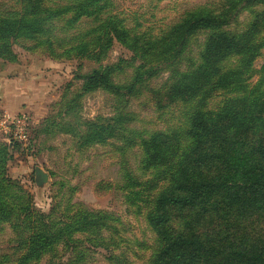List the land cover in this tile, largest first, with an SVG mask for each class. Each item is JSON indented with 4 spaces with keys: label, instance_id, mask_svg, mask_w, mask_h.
Segmentation results:
<instances>
[{
    "label": "trees",
    "instance_id": "1",
    "mask_svg": "<svg viewBox=\"0 0 264 264\" xmlns=\"http://www.w3.org/2000/svg\"><path fill=\"white\" fill-rule=\"evenodd\" d=\"M108 2L19 0V9L0 14V60L11 59L13 45L26 41L44 48L50 59L100 64L82 77L78 96L108 93L116 100L113 115L65 130L80 150L107 141L117 145L123 175L114 189L153 234L145 264H264V64L255 83L250 77L264 50V7L252 10L259 0H227L217 10L189 12L168 33L150 38L109 15ZM247 10L252 18L239 29V15ZM84 21L94 25L67 34ZM114 42L133 55L126 82L114 79L120 67L102 65ZM163 71L168 78L150 90L152 100L159 111L180 109V118L166 132L146 134L135 127L138 115L130 103ZM217 96L222 100L210 108ZM75 106L71 101L65 109ZM57 126L49 118L41 134ZM9 149L0 143V230H11L13 252L0 264H85L88 250L79 237L94 248L126 242L120 219L72 202L75 189L64 206L39 211L32 194L8 175ZM136 151L133 168L129 157ZM61 247L69 254L65 263L59 261Z\"/></svg>",
    "mask_w": 264,
    "mask_h": 264
},
{
    "label": "rangeland",
    "instance_id": "2",
    "mask_svg": "<svg viewBox=\"0 0 264 264\" xmlns=\"http://www.w3.org/2000/svg\"><path fill=\"white\" fill-rule=\"evenodd\" d=\"M48 5L65 3L68 0H47ZM227 0H109L106 12L116 15L125 27L150 38L162 37L186 14L198 9L217 10ZM264 7V0H259ZM263 5V6H262ZM19 9V0H0V14ZM251 11H241L239 29H244L252 18ZM91 21L79 22L67 30V34L91 29ZM97 25V23H96ZM95 25V26H96ZM66 29L63 32L66 33ZM58 35L62 36L61 32ZM204 34L197 37L202 43ZM195 51V48L194 50ZM12 58L0 60V123L9 117L6 125L0 126V143L9 144L12 160L8 164V175L18 181L32 196L39 211L48 212L51 205L64 206L70 198V188L75 189L72 202L83 204L91 211H107L120 219L123 236L119 248H94L86 239L83 248L88 250L85 264H145L149 257V246L153 234L142 218L130 214L122 194L114 186L122 180L120 156L115 151L114 142L95 144L88 149H79L77 138L66 134V126L78 123L102 122L101 119L113 115L116 100L108 93L97 91L78 96L82 87V77L97 69L100 64L85 58L60 57L50 59L44 48H38L32 42L19 41L13 45ZM132 53L121 43L114 42L106 54L103 66L120 67L114 75L116 82H126L130 78L135 63H130ZM128 61V63H123ZM234 61V60H232ZM230 61L228 64H231ZM140 62L137 59V63ZM136 63V64H137ZM264 64V50L254 63L255 77ZM229 66V65H227ZM168 78V72H162L155 80L146 85V89L131 101L130 110L138 115L135 127L144 133H154L172 128L178 124L180 109L159 111L152 100L151 89H159ZM145 86V85H144ZM149 87V89H148ZM223 96H217L209 103L216 107ZM74 106L71 110L66 107ZM67 114L64 115V112ZM59 124L51 127L50 135L41 134L47 119ZM25 119L18 129L16 120ZM100 119V120H99ZM64 122V123H63ZM24 133V137L22 134ZM129 157L131 166L136 167L138 154ZM41 169L49 175V183L38 187L35 170ZM113 187H112V186ZM12 232L9 228L0 230V257L12 254ZM63 255L61 263L67 261V250L60 248ZM122 255L120 261H111ZM65 257V258H64ZM123 260V261H122ZM47 259L43 264H58Z\"/></svg>",
    "mask_w": 264,
    "mask_h": 264
},
{
    "label": "water",
    "instance_id": "3",
    "mask_svg": "<svg viewBox=\"0 0 264 264\" xmlns=\"http://www.w3.org/2000/svg\"><path fill=\"white\" fill-rule=\"evenodd\" d=\"M35 177L38 187L45 186L49 183V175L41 169L35 170Z\"/></svg>",
    "mask_w": 264,
    "mask_h": 264
},
{
    "label": "built area",
    "instance_id": "4",
    "mask_svg": "<svg viewBox=\"0 0 264 264\" xmlns=\"http://www.w3.org/2000/svg\"><path fill=\"white\" fill-rule=\"evenodd\" d=\"M9 120H10L9 117L6 116L5 119L0 124L1 125H6L9 122ZM15 123H17L16 126L18 127V129L22 130V127L20 125H24L25 124V119H22V120L18 119L15 122H12V124H15ZM22 136L24 137V133L22 134Z\"/></svg>",
    "mask_w": 264,
    "mask_h": 264
}]
</instances>
